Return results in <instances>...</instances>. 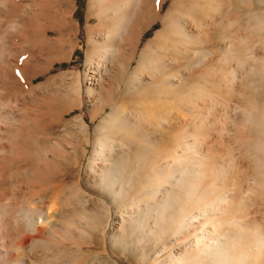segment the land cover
<instances>
[{
  "label": "rangeland",
  "instance_id": "obj_1",
  "mask_svg": "<svg viewBox=\"0 0 264 264\" xmlns=\"http://www.w3.org/2000/svg\"><path fill=\"white\" fill-rule=\"evenodd\" d=\"M178 1L180 7H188V1ZM171 6L172 3L168 2L163 13ZM225 12L227 20L234 21L242 16L243 21L248 22L245 40L249 45L256 44L258 49L264 46V0H242L233 5L229 2ZM89 13H93L91 0H0V219L4 223L0 224V237L4 235V239L0 240V261L5 262L8 254L22 253L24 244L21 241L29 234L27 220L32 217L31 225L40 227L42 231L36 242L29 240L33 254L28 259L29 264H174L177 251H181L185 245H192L195 235L202 233L200 228L193 224L191 228L178 231L175 221L167 220L180 213L177 206L181 201L175 200V193L171 195L173 200L168 197L169 202L157 211L149 210L151 212L148 216H143L144 211L139 213L133 203L135 200L143 207L149 200L146 194L149 187L144 188V185L153 181L149 172L150 165H160L169 150L163 152L160 159L155 149L158 144L151 143L149 155L142 156L141 165L132 177L126 176L129 172L126 167L127 158L121 157L109 163L111 167L108 168L113 176L110 177L106 171L102 173L94 170L92 154L98 145L99 131H103L102 126L113 110L112 106L105 105L97 111L100 107L97 106L98 97L102 100L108 96L109 99L115 98L117 103L121 101L137 111H141L143 105L152 100L169 102L174 108L176 105L170 101L176 100L175 96L180 97L188 87L182 86L184 89L181 88L183 92L180 95L174 92L173 87H166L165 92L170 100L161 94L150 96L136 92V89H122L124 80L118 71L121 65L115 61L106 62L107 68L102 70V79L96 77L89 84V75L96 72V69L89 65L87 29L97 24L95 17L88 19ZM254 19L261 20H258L259 25H256L257 20ZM162 27V22H159L146 27L140 36H136L138 48L133 55L130 53L133 58L130 71L136 66L146 44L154 39ZM214 28L213 36L219 39L221 30L219 26ZM97 34L95 37L99 36ZM128 48V45L125 46L127 55ZM125 56L122 54L121 58ZM214 56L216 59L218 54ZM233 67L232 64L228 66L229 69ZM203 68V63L192 67L193 71L186 73L185 80L191 81L189 78L192 74L201 72ZM254 68L247 70V75L251 76L249 80L252 82L257 79L258 84L248 85L247 89H251L241 92V95L248 99H242L244 102L250 101L254 105L257 102L260 105L264 92L261 90L263 83L259 79L260 76L264 79V69L261 70L258 65L257 69ZM115 72L117 79L113 85ZM77 75L80 76L79 81ZM150 77L145 79L146 82L153 81L154 77ZM117 81H120V87L116 86ZM245 82L246 77L240 78L242 85ZM142 86L144 88L143 84L140 88ZM89 88L93 95L88 93ZM259 90L262 94H259ZM240 103L238 106L242 107ZM203 104L202 107H207L208 101ZM149 107H145L146 112H150ZM241 109L243 111L236 117L232 116L228 120L234 125L230 137L239 135L238 130L240 135H250L238 141L241 147L239 152L244 154L245 149L249 148V154L243 157L256 159L258 155L263 158L261 166H264V151H256L258 145H255L253 139L258 137L260 147L264 148V127L256 123L259 126L257 128L256 124H251L254 121L246 122L243 118L246 114L243 107ZM202 110L198 109L196 114H201ZM93 111L96 113L93 114ZM175 111L179 110H173L172 114ZM190 120V116L183 117L180 126H185ZM166 128L168 131L164 139L171 142L176 130L172 127L168 129V125ZM118 137L120 135L115 136L117 140ZM217 150L223 152L221 146ZM245 170H248L247 167ZM239 180L241 183L245 181L244 177ZM203 186L200 184L199 188ZM179 189H182L180 194L184 195L181 186L173 190L178 192ZM254 190V199L248 202L246 208H251L260 224H264V196L259 189ZM238 192L236 189L233 193V202ZM25 210L30 211L31 215L28 213L27 216ZM32 212L35 216H32ZM247 223L245 227L248 230L239 231L237 239H230L228 245L232 246L220 258L219 264L223 259L227 261L225 264L260 263L261 257L248 256L247 261L241 259V249L255 247L251 244L253 229L249 221ZM192 228H196V231L193 232ZM212 258L215 263L218 262L217 256H210L205 264H211Z\"/></svg>",
  "mask_w": 264,
  "mask_h": 264
},
{
  "label": "bare ground",
  "instance_id": "obj_2",
  "mask_svg": "<svg viewBox=\"0 0 264 264\" xmlns=\"http://www.w3.org/2000/svg\"><path fill=\"white\" fill-rule=\"evenodd\" d=\"M186 1H188V7L184 6L185 8H183L180 7L178 0H91L93 13H89L87 17L88 19L95 17L97 24L88 26L87 29L90 43L89 65H93L96 72L89 75L91 76L89 84H92V80H95L96 77H101L102 70L107 68L106 62L115 61L121 65L118 66V71L121 72L119 73L121 74L120 78L124 80L122 89H136V92H143L146 95L161 94L166 100H170L171 98L169 99L165 92L166 87H173L174 92L178 95L183 92H181V88L186 85L188 87L180 97L175 96L177 101L174 98L170 101L176 105L174 108L171 103H164L160 100L145 102L150 105V112L149 110L146 112L147 104L143 105L141 111L140 109L137 111L131 105L121 101V103H117L115 98L109 99L108 96L102 100L103 98L98 97L97 106L100 107L97 108V111L102 110L105 105L112 106L113 110L109 116L107 115L108 119L102 126L103 131H99L98 145L95 146L92 154L95 164L93 168L102 173L106 171L109 176L111 175L110 177H113L111 169L108 168L111 167L109 163L123 157L127 158L126 167L129 172L126 173V176L132 177L141 165L142 156L147 155L148 150L152 149L151 143H157L158 146L155 149H157L156 156L158 158L161 159L163 152L169 151H167L166 157H163L160 165L157 167L150 165L149 172L153 176V181L144 185V188L149 187L146 191L149 200L143 207L134 200L136 210L139 213L144 211L143 216H148L151 212L149 210L157 211L159 207L169 202L168 197L173 200L171 195L175 193V200L181 201L177 206L180 213L173 218L170 216L167 220L175 221L178 231H181L182 228H191L193 224H196L202 232L200 235H195L192 245H185V248L177 251L173 259L175 260L174 264H205L206 259L209 260L210 256L218 257V262L215 263L212 258L211 264H219L220 258L227 254L232 246L228 245L230 239H237L238 232L247 229L245 226L248 221L253 229L251 244L255 247L253 249L248 246V248L241 249V259L245 258L244 261H247L250 256L261 257L260 263L255 264H264V258H262L264 254V227L262 225L264 224H260L259 218L251 208H246L248 202L254 199L252 197L254 189H259L263 193L262 197L264 196V166H261L263 158L258 155L256 159L243 157V155L249 154V148L245 149L244 154L240 153L241 147L238 141H241L243 137L248 138L250 135H246L242 131L243 134L240 135L238 128L240 136L231 138L230 134L234 125L228 121L230 117H236L243 111L241 109L243 107L246 115L242 116L246 122L254 121L251 124L259 123L264 127V99L263 101L261 99L260 105L256 101L254 105L250 104V101L244 102L242 99L246 97L243 98L241 95V92H248V89H251H247L248 85L258 84L257 79L255 82L249 80L251 76L247 75V70L254 67L257 69L256 65L260 69H264V46L258 49L256 44L249 45L245 40L248 22L243 21L242 16L237 17L234 21L224 17L227 3L230 2L233 5L242 0ZM168 2L172 3V6L166 13H163ZM17 8L19 9V7ZM254 20H257L255 23L259 25L261 20ZM159 22L163 24L162 29L156 32L154 39L146 44L137 59L136 66L130 71L133 59L130 53L133 55V52L138 48L136 36H140L146 27L157 25ZM215 26H219L221 30L219 39H215L213 36ZM96 33H98V37H95ZM127 45L129 46V55L125 51ZM122 54L126 56L121 58ZM217 54L218 57H216ZM213 55L216 59L212 57ZM56 59L60 58L56 57ZM200 63L204 64V68L201 72H194L189 78L191 81L187 82L185 80L186 73L193 71L192 67L194 68ZM231 64L234 67L229 69L228 66ZM116 75L117 72H115V79L113 78V85L117 79ZM151 75L154 77L153 81L146 82L145 79ZM245 77L246 82L242 85L240 78ZM77 78L79 81L80 76L77 75ZM259 80L264 84L262 76ZM119 82H116L117 87L121 85ZM141 84L144 85L143 89L140 88ZM263 84L261 90L264 92ZM253 85L255 86V84ZM31 88L33 87L31 86ZM89 89L88 93L92 94L91 88ZM100 89L102 90V88ZM260 92L259 90V94H262ZM97 95L99 96V94ZM103 101L107 102L102 103ZM140 101L142 102V100ZM206 101H208L207 107H202ZM239 102H241L240 105L243 104L242 107L238 106ZM167 104H170L171 107ZM201 108H203L201 114H196V111ZM175 109L179 110V114L177 111L172 114ZM93 114L91 117L94 116ZM185 116H190L192 120L185 126H180ZM167 125L168 129L172 127L176 130L171 142L164 139V134L168 131ZM218 125L221 126L220 129H218ZM117 135H120L118 140L115 138ZM160 137L161 139L158 140L157 138ZM253 139H255V145L256 143L258 145L256 151H264V148L260 147L261 144L259 145V138L254 137ZM219 146L222 147L223 152L217 150ZM215 157L220 158L216 160ZM246 167L249 171L245 170ZM242 177L245 181L241 183L239 179ZM200 184L204 185L201 189L199 188ZM177 186L184 189V195L180 194L182 189H179L178 192L173 190ZM66 188L68 190V187ZM236 189L239 192L233 202V193ZM262 200L264 202V199ZM249 209L252 212L248 211ZM254 210L256 209L254 208ZM26 212L27 216L31 215L30 211ZM34 213L32 212V216H35ZM129 217L133 216L129 215ZM2 221L0 219V224L4 225ZM27 221L29 234H26L21 241L24 244V250L22 253L8 254L5 262L0 261V264H29L28 259L32 254L29 240L36 242L38 234L42 230L38 226L31 225L32 217ZM192 231H196V228H192ZM3 239L4 235L0 237V240ZM226 262L223 259L221 264Z\"/></svg>",
  "mask_w": 264,
  "mask_h": 264
},
{
  "label": "snow or ice",
  "instance_id": "obj_3",
  "mask_svg": "<svg viewBox=\"0 0 264 264\" xmlns=\"http://www.w3.org/2000/svg\"><path fill=\"white\" fill-rule=\"evenodd\" d=\"M18 75H19V73H18Z\"/></svg>",
  "mask_w": 264,
  "mask_h": 264
}]
</instances>
